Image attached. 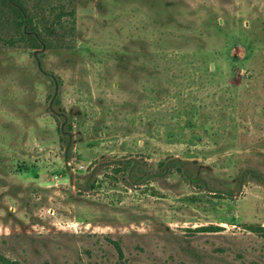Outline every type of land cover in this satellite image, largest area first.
Here are the masks:
<instances>
[{
    "label": "rangeland",
    "instance_id": "rangeland-1",
    "mask_svg": "<svg viewBox=\"0 0 264 264\" xmlns=\"http://www.w3.org/2000/svg\"><path fill=\"white\" fill-rule=\"evenodd\" d=\"M22 1L63 29L0 44V264H264V0Z\"/></svg>",
    "mask_w": 264,
    "mask_h": 264
},
{
    "label": "trees",
    "instance_id": "trees-1",
    "mask_svg": "<svg viewBox=\"0 0 264 264\" xmlns=\"http://www.w3.org/2000/svg\"><path fill=\"white\" fill-rule=\"evenodd\" d=\"M2 10L4 15L7 14L6 22L9 25L6 37L0 35V44L3 48H24L37 53L41 48L49 49L52 44L49 37H53L55 30L63 29L60 15H56L53 18L54 21L52 20L47 26L43 25L33 19L32 12L22 0H0V11ZM73 12L74 10H71L70 16L73 15ZM6 22L0 25V30L6 27ZM61 113H57L56 117H62L64 114L63 110ZM67 129H71L70 126H67ZM166 164V162H162L159 163V166ZM120 165L121 168L132 170L136 163L125 159ZM254 179L259 182L261 180L259 177ZM90 188H93V185ZM115 248L121 256L119 247L115 245Z\"/></svg>",
    "mask_w": 264,
    "mask_h": 264
}]
</instances>
